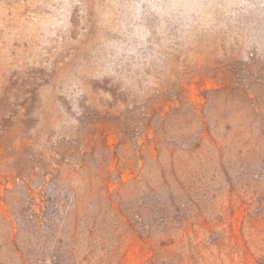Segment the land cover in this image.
Masks as SVG:
<instances>
[{
  "label": "rangeland",
  "instance_id": "rangeland-1",
  "mask_svg": "<svg viewBox=\"0 0 264 264\" xmlns=\"http://www.w3.org/2000/svg\"><path fill=\"white\" fill-rule=\"evenodd\" d=\"M3 113L0 264H264V0H0Z\"/></svg>",
  "mask_w": 264,
  "mask_h": 264
},
{
  "label": "trees",
  "instance_id": "trees-1",
  "mask_svg": "<svg viewBox=\"0 0 264 264\" xmlns=\"http://www.w3.org/2000/svg\"><path fill=\"white\" fill-rule=\"evenodd\" d=\"M25 103H23V105L20 104L19 106V110H18V114L21 113L24 114V112L22 113V109H25ZM151 110V109H150ZM177 109L174 108L172 111H176ZM152 112H150V115L148 117V120L151 121V119L153 118V115H157L156 112H155V109L152 107ZM4 115H0V144L1 143H4L6 142L8 139H16L17 141V144L20 145V147H26L28 145H30L31 143V138H32V135L34 133L30 132V128L28 127H25L24 125H21L19 127H15L14 124L12 123L11 125H9L8 127L5 125V121L7 119L8 116L5 117V114L7 113H3ZM148 113H144V115H147ZM121 114H119L118 117H120ZM15 117V113L14 115H11L10 116V119H14ZM170 117V112L168 113H165L163 116H160V125H163L165 122H166V119H168ZM157 118H158V115H157ZM158 120V119H156ZM22 119H19V122H21ZM110 121V119H109ZM24 122V121H23ZM110 124V123H109ZM119 131V129H118ZM205 131H202L199 136V139H202L203 136L202 134H204ZM140 133L143 135V133L140 131ZM119 134L123 137V138H127L129 139L130 137H128L126 135V133H124V131H122L121 133L119 132ZM145 136V135H144ZM14 137V138H13ZM150 141V140H148ZM139 153L140 152H143V149H139L138 151ZM136 158L138 159V161L141 159V155L139 154L138 156H136ZM144 158V157H143ZM128 159H132V157H129ZM41 159H39L38 161L40 162ZM119 167H121L122 169L124 168V165H119ZM38 168L43 171V174L41 176V185H43L45 183V178H46V175H45V172L43 170V167L42 166H38ZM126 168V167H125ZM19 178L21 180V182L26 186V187H29V185L33 182V179L31 178V175L30 173H26L25 175L20 173L19 171ZM30 200V204H33V205H36L32 199H29ZM19 216H20V220L23 222V223H28L30 221V219H25V217L23 215H21V213H19ZM32 218L36 219L38 225H42L44 224L42 219L44 218V213L42 214H33L32 215ZM46 218V217H45ZM11 228V227H10ZM11 232L6 235V240L7 241H11Z\"/></svg>",
  "mask_w": 264,
  "mask_h": 264
}]
</instances>
